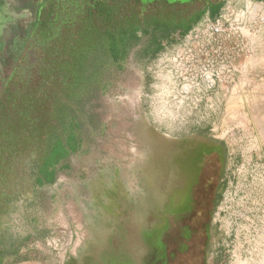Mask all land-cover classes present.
<instances>
[{"label": "rangeland", "instance_id": "obj_1", "mask_svg": "<svg viewBox=\"0 0 264 264\" xmlns=\"http://www.w3.org/2000/svg\"><path fill=\"white\" fill-rule=\"evenodd\" d=\"M169 8L122 14L118 61L105 40L78 55L57 136L72 151L50 185L18 167L0 264H162L166 205H184L203 152L214 151L201 264H264V63L239 67L264 38V11L248 4L179 38L193 10Z\"/></svg>", "mask_w": 264, "mask_h": 264}, {"label": "trees", "instance_id": "obj_2", "mask_svg": "<svg viewBox=\"0 0 264 264\" xmlns=\"http://www.w3.org/2000/svg\"><path fill=\"white\" fill-rule=\"evenodd\" d=\"M161 3L168 8L173 6L166 0ZM120 6L122 4H117L116 8ZM74 7L70 0L63 6L51 0L40 37L30 50V61L24 62L23 71L10 78L0 92V224L17 198L18 167L28 166L34 186L50 185L55 177L53 168L72 151L57 136L60 108L66 98L69 71L76 65L77 53L94 40L107 38L112 41L109 49L113 61H118L112 30L118 28L122 35L127 33V29L120 27L125 13L116 9L108 15L107 21V4L98 1V5L88 6L86 11L88 14L95 9L96 17L90 18L88 14L85 20V17L80 19ZM136 9L132 8V13L136 14ZM179 24L176 32L179 31L180 38L191 26L182 20ZM165 30L163 32L167 33ZM4 245L0 234V253Z\"/></svg>", "mask_w": 264, "mask_h": 264}, {"label": "flooded vegetation", "instance_id": "obj_3", "mask_svg": "<svg viewBox=\"0 0 264 264\" xmlns=\"http://www.w3.org/2000/svg\"><path fill=\"white\" fill-rule=\"evenodd\" d=\"M57 1L63 6L68 0ZM71 1L76 5L74 8L80 19L85 17V20L88 14L90 18H94L97 13L95 9H91L87 14L88 6L94 7L98 5V1L106 3L105 10L108 21L110 19L108 15L111 16L116 9H120L128 16L129 9L137 8V12L146 8L155 9L163 0H155L147 6L142 3L143 0ZM50 2L51 0H0V14L4 21L0 30V92L10 78L23 71L24 62L30 61V50L38 40L37 38L40 37L42 21L45 19L44 16H48ZM117 4H122V6L116 8ZM126 35L123 34V37L119 38L120 44L116 42L117 39H114L117 44L118 60L120 59L119 46L124 45ZM103 40L109 43L110 48L112 41L107 38L94 40L88 47L98 45ZM81 51L83 50L77 53V58ZM109 54L111 56L110 49ZM216 155L215 151L210 154L203 152L202 160L196 167V173L187 182L189 187L184 205L178 208H175V205L170 202L166 205L162 216V220L164 217L163 221L165 222L162 223L164 226L167 225V228L160 246H157L159 263L164 264L168 257L175 264H201V258L205 251L204 245L209 238L210 212L218 176L220 159Z\"/></svg>", "mask_w": 264, "mask_h": 264}, {"label": "crops", "instance_id": "obj_4", "mask_svg": "<svg viewBox=\"0 0 264 264\" xmlns=\"http://www.w3.org/2000/svg\"><path fill=\"white\" fill-rule=\"evenodd\" d=\"M252 3L258 4L260 10L264 11V0H185L183 2H172L169 4L173 5L172 7H186L193 10L189 15L190 19L187 22V25H190L192 29L194 26L199 25L201 21H214L216 18L220 17L227 11H239L243 9L245 5ZM3 22L4 21L0 14V30L2 28ZM263 29L264 25H260L258 26L256 31H261ZM253 36L254 34L251 35V37ZM262 40H264V38H261V36L258 35L254 36V38L252 39V42L254 41L255 43L254 48L256 49V54L242 56L239 62L241 75H243L247 71V65L251 70L252 64L255 65L253 67H259L258 64L260 62L264 63V50H259L262 49V45L260 44Z\"/></svg>", "mask_w": 264, "mask_h": 264}, {"label": "water", "instance_id": "obj_5", "mask_svg": "<svg viewBox=\"0 0 264 264\" xmlns=\"http://www.w3.org/2000/svg\"><path fill=\"white\" fill-rule=\"evenodd\" d=\"M168 3H172V2H183L185 0H166Z\"/></svg>", "mask_w": 264, "mask_h": 264}, {"label": "bare ground", "instance_id": "obj_6", "mask_svg": "<svg viewBox=\"0 0 264 264\" xmlns=\"http://www.w3.org/2000/svg\"><path fill=\"white\" fill-rule=\"evenodd\" d=\"M257 11H256V9H253L252 10V13H256ZM247 20V19H246ZM247 22V21H246ZM243 28V27H242ZM187 89V88H186ZM185 91V90H184Z\"/></svg>", "mask_w": 264, "mask_h": 264}]
</instances>
